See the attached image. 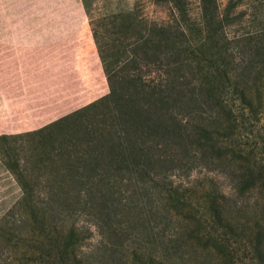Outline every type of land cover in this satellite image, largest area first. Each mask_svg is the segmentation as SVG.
Instances as JSON below:
<instances>
[{
    "label": "rangeland",
    "instance_id": "374dc122",
    "mask_svg": "<svg viewBox=\"0 0 264 264\" xmlns=\"http://www.w3.org/2000/svg\"><path fill=\"white\" fill-rule=\"evenodd\" d=\"M216 6L229 39L264 29V0H216ZM169 11L198 45L204 38L198 0H0V264H73L63 244L70 230L75 264H155L151 254L163 264H204L211 256L165 212L161 186L192 207L205 193L221 192L236 202V217L264 226V192L238 193L239 164L183 166L156 185L152 200L165 238L157 248L152 241L105 75L131 57L134 24H164ZM130 71L161 76L155 69ZM229 139L249 165L263 164L264 105L244 112ZM176 238L181 257L163 251ZM243 244L234 245L235 262L253 264Z\"/></svg>",
    "mask_w": 264,
    "mask_h": 264
},
{
    "label": "trees",
    "instance_id": "16d2710c",
    "mask_svg": "<svg viewBox=\"0 0 264 264\" xmlns=\"http://www.w3.org/2000/svg\"><path fill=\"white\" fill-rule=\"evenodd\" d=\"M150 1L168 5V0ZM198 1L204 32L198 45L189 43L169 11L164 24H134L131 57L105 75L113 123L156 248L165 238L152 200L160 176L165 179L166 173L183 166L215 169L239 164L238 193L264 192V163L253 167L247 155L228 147L238 118L264 105V29L229 39L216 0ZM134 68L155 69L161 76L147 79L130 71ZM160 188L165 212L186 225L187 240L196 241L211 256L204 264H236L242 240L249 261L264 264V226L236 217V202L221 192H207L203 203L192 207L178 191ZM43 204L63 222L51 205ZM73 237L70 230L63 244L75 264L68 249L77 246ZM173 241L178 244L165 245L163 251L171 249V255L181 257L182 246L177 238ZM148 259L163 264L153 254Z\"/></svg>",
    "mask_w": 264,
    "mask_h": 264
}]
</instances>
